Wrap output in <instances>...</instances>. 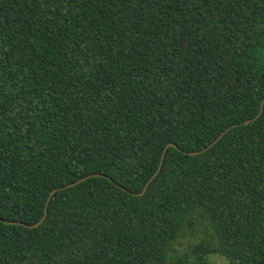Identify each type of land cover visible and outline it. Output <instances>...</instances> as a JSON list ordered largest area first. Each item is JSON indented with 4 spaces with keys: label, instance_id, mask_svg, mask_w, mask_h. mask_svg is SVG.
Wrapping results in <instances>:
<instances>
[{
    "label": "trees",
    "instance_id": "trees-1",
    "mask_svg": "<svg viewBox=\"0 0 264 264\" xmlns=\"http://www.w3.org/2000/svg\"><path fill=\"white\" fill-rule=\"evenodd\" d=\"M263 99L264 0H0V264H264Z\"/></svg>",
    "mask_w": 264,
    "mask_h": 264
},
{
    "label": "rangeland",
    "instance_id": "rangeland-1",
    "mask_svg": "<svg viewBox=\"0 0 264 264\" xmlns=\"http://www.w3.org/2000/svg\"><path fill=\"white\" fill-rule=\"evenodd\" d=\"M193 232L194 234L192 235L186 230L184 236L179 239L178 244L174 245V249L179 256L186 254L189 257L191 252L190 247L200 242V240L205 239V237L211 233L210 230L206 231L204 227L200 225H196ZM208 259L214 264H225L224 258L218 255H210Z\"/></svg>",
    "mask_w": 264,
    "mask_h": 264
},
{
    "label": "water",
    "instance_id": "water-1",
    "mask_svg": "<svg viewBox=\"0 0 264 264\" xmlns=\"http://www.w3.org/2000/svg\"><path fill=\"white\" fill-rule=\"evenodd\" d=\"M263 104H264V99L261 101L259 114H260L261 111H262V106H263ZM250 121H251V120H247V121H245L243 124H248ZM229 129H230V127L226 128L224 131H222V132L216 137V139H215V140H214V141H213L208 147H206V149H208L210 146H212L214 143H216V142L222 137V135H223L225 132H227ZM170 146H174V145H172V144H168V145H166V146L164 147V150H165L167 147H170ZM202 151H203V150H202ZM197 153H198V152H192L191 154H197ZM163 155H164V151L162 152L161 159H160V162H159V166H158V168H157V171L152 175V177L149 179V181H150V180L156 175V173H157L158 170L160 169L161 164H162V160H163ZM84 179H85V178H83V179H81V180H79V181H76L75 183H78V182H80V181H82V180H84ZM149 181H148V182L146 183V185L144 186L142 192L139 193V194H136V195H142V194H143V192L146 190V187H147ZM75 183L69 184V185H67L66 187L73 186ZM57 190H58V189H53V190L50 191V193H49V195H48V200H49V198L52 196V194H54V192H56ZM45 213H46V211H44V215H43V217H42L37 223H35V224H33V225L29 226V227H35V226H37V225H38V224L44 219Z\"/></svg>",
    "mask_w": 264,
    "mask_h": 264
},
{
    "label": "snow or ice",
    "instance_id": "snow-or-ice-1",
    "mask_svg": "<svg viewBox=\"0 0 264 264\" xmlns=\"http://www.w3.org/2000/svg\"><path fill=\"white\" fill-rule=\"evenodd\" d=\"M208 251H209V253H211L213 250L209 249Z\"/></svg>",
    "mask_w": 264,
    "mask_h": 264
}]
</instances>
